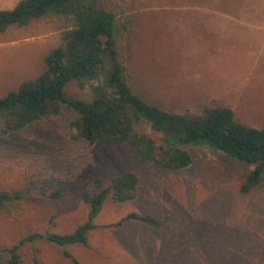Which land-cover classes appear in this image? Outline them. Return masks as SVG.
I'll use <instances>...</instances> for the list:
<instances>
[{
	"label": "rangeland",
	"instance_id": "obj_1",
	"mask_svg": "<svg viewBox=\"0 0 264 264\" xmlns=\"http://www.w3.org/2000/svg\"><path fill=\"white\" fill-rule=\"evenodd\" d=\"M20 1L0 0V9H11ZM98 1L116 16L118 59L127 84L149 104L181 115L227 108L224 90L214 91L208 83L229 84L232 66L255 67L246 74L247 84L263 87L264 57L254 61L248 56L240 62L242 57L220 56L221 68L218 74L212 72L218 79L195 77L197 66L210 70L209 60L197 55L199 45H205L203 37L195 38L200 33L196 25L203 19L178 20L180 0ZM243 22L235 21L234 35L249 32L251 27ZM70 27V20L52 16L0 31V97L43 74L45 58ZM102 80L83 86L68 81L64 95L90 102V86ZM77 119L75 109L63 103L57 115L0 134V191L30 189L25 200L0 210V247L16 245L33 233H74L88 219L82 187L99 191L111 178L134 171L139 177L136 198L116 203L109 195L92 219L87 245L27 244L20 250L23 264H35V258L41 264H73L65 251L82 264H264V172L250 192L242 189L255 164L192 145L184 148L192 155L191 165L163 169L141 163L130 143L110 149L90 145L79 137ZM236 121L242 123L240 118ZM135 132L161 144L162 136L145 121L135 123ZM95 179L101 180L102 188ZM58 192L59 197H51ZM129 212L148 216L154 226L136 220L116 226ZM0 264H8L6 257Z\"/></svg>",
	"mask_w": 264,
	"mask_h": 264
},
{
	"label": "trees",
	"instance_id": "obj_2",
	"mask_svg": "<svg viewBox=\"0 0 264 264\" xmlns=\"http://www.w3.org/2000/svg\"><path fill=\"white\" fill-rule=\"evenodd\" d=\"M65 17L72 27L63 32L62 43L45 58L46 70L34 80L23 82L16 90L0 97V134L25 129L30 124L57 115L63 103L75 109L79 137L90 145L104 149L131 144L133 154L141 163L152 162L167 170H181L192 164V155L184 148L207 146L244 164H255L246 178L243 191L257 185L264 172V128L245 126L235 120L229 108H206L201 114H175L149 104L127 84L125 67L118 59L115 14L98 0H21L11 9H0V31L14 25L26 26L33 19ZM90 102L66 98L63 92L68 81L83 86L92 81ZM147 122L154 133L161 135V144L135 132V123ZM102 188L100 179H95ZM139 177L127 171L111 178L107 188L92 192L82 187V201L89 207L87 221L73 233H33L16 245L0 247V258L8 264H23L20 250L38 241L57 245L88 244V233L94 229L92 219L111 195L116 203L137 196ZM30 189L0 191V210L25 200ZM59 192L52 198L59 197ZM136 220L154 226L148 216L129 212L124 221ZM73 264H82L65 251ZM35 264H41L35 258Z\"/></svg>",
	"mask_w": 264,
	"mask_h": 264
},
{
	"label": "crops",
	"instance_id": "obj_3",
	"mask_svg": "<svg viewBox=\"0 0 264 264\" xmlns=\"http://www.w3.org/2000/svg\"><path fill=\"white\" fill-rule=\"evenodd\" d=\"M125 1L130 3V0ZM176 10L179 11L178 20L203 19L202 24L196 25L200 33L195 35V38L203 37L205 45H199L197 55H202L206 63L209 60L210 70L197 66L199 72L195 77L201 76L204 80L209 77L218 79V76H212V72L216 70L218 74L221 68L218 61L220 56L242 57L240 62H246L248 56L254 61L256 57H264V0H180ZM135 12L134 8L130 11L132 15H135ZM238 20L251 21L242 23L251 27L248 33L240 32L234 35L232 26ZM262 67L264 68V64ZM232 68L234 73L227 76L230 79L229 84L208 83L209 86L214 88V91L224 90V96L228 99L227 108L233 110L235 120L240 118L241 124L264 128V85H248L249 81H246V74L255 67L241 65ZM201 88L206 89L203 85ZM216 96L221 95L213 94L211 97ZM239 112L243 114L238 116Z\"/></svg>",
	"mask_w": 264,
	"mask_h": 264
}]
</instances>
